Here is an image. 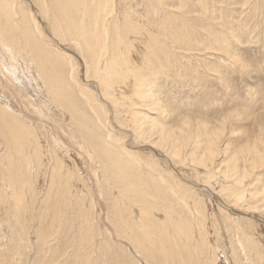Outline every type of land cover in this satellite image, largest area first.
I'll return each instance as SVG.
<instances>
[{"label": "rangeland", "instance_id": "rangeland-1", "mask_svg": "<svg viewBox=\"0 0 264 264\" xmlns=\"http://www.w3.org/2000/svg\"><path fill=\"white\" fill-rule=\"evenodd\" d=\"M30 1L33 0H22L26 6ZM169 1L175 3L176 0ZM233 2L234 0H229L227 1L229 4L225 5L226 2L223 4L222 0H217L216 2L213 0L211 5L209 2L201 4L198 0L190 1L195 8H199L204 13L198 10L196 15L192 14L198 20L197 26L199 27L196 28L197 26L195 25L193 29L196 33H200L196 40L201 41L203 37H207L210 34L208 31L212 34H220L221 37L224 34L227 40L219 44V49H226L225 54L221 50L214 49L218 45H215L217 42L212 38V34L207 37V40H203L204 43L195 41L192 46L194 48L191 50L175 48L176 46L169 38L165 39L168 50L174 51L173 55L176 54L171 64L174 62L177 64L164 67V78L161 77L159 79L157 92V96H159L162 103V112L152 110L149 116L154 119L153 122L161 123L164 129L171 131L173 138L170 148H164L161 151L149 147V145L140 146L136 144L130 128L115 126L112 108L110 105L107 106V119L112 125L109 128L111 133H120L124 136L123 144L127 147V151L140 155L139 161L136 158V162L129 161V165L136 169L134 172L145 174L146 176L150 175L149 170L144 167V163L147 162L154 165L157 169L154 173L155 179L160 183H163L164 180L166 181V183L164 182L165 187L164 185L163 187L164 192L170 198L169 202L172 200L176 202L175 193H173L175 192L174 189H176L178 192H182L183 196L187 197V200H192L193 198L192 201L194 203L192 201L187 202L193 207L195 215H198V211L203 207L206 216V233L203 237L198 234V243L194 241L193 244V241L190 240L192 242L189 241L190 245L188 247L191 250L184 246L182 255L178 249L176 250L175 247L170 246L174 242V239H172L173 235L170 233V237L167 233V228L164 227L167 223L164 226L160 225V222L164 221V199L153 202L151 205L148 204L149 207L146 210L148 212L150 208V212L147 213V221L150 218L149 225L151 227L146 226L147 232L145 230H138L137 232V226L143 225L142 221L140 222V207L143 208L146 204L141 199L134 198L133 195L137 197L136 192L128 190L123 185V182L115 187H110L107 186L105 179H99L103 175L100 171L101 164L98 160L96 162L92 160L82 136H80L79 129H76L71 124L67 115L63 117L62 113L57 111L56 108L49 109L47 97L37 93L40 92L38 88L28 86L26 89L25 87L20 88L14 85L9 78V74L6 73L5 75L6 71H3L0 65V83L2 84H0V95L6 96V98L9 95L8 99L17 103L21 111L26 110V112H23L27 116L31 115L32 120H37L34 125L42 122L46 124H44L43 130H38L39 140L44 141L45 136L54 138L55 133L63 141L69 142L68 147H70L69 153L71 155L69 154L68 156L65 153H61V155L65 158L66 165H70L72 170L74 169L73 186H70L73 193L66 200L63 198L61 200V197L56 198L55 196L56 184L50 181L51 175L54 173L52 167L55 160L47 161L46 156L43 157L41 164L46 163L47 165L41 167L37 179L34 178L35 196L32 199V203H30L27 211H22L21 215L19 214L15 218L10 207L9 194H5L2 190L0 179V202L2 207L4 206L6 209L5 217H2L0 212V264H132L130 259L136 261L135 264H188L189 262V264H264V208L262 207V202L259 201L254 205L257 207L256 209L241 207L239 203L231 205L226 200L224 193L219 192V189L222 188L220 185L223 177L221 179L220 176L216 175L217 171L222 170L227 176V171H232L233 169L230 165L235 162L238 165L236 172L240 177L239 181L246 186L250 184L249 189L255 187L259 189V193L264 191V161L260 166L261 160L253 164V160L246 158L248 162L246 164L242 160L243 153H241L245 146H253L257 143L260 145L264 155V146L262 145L264 144V0H249L247 2L235 0V4ZM34 3L31 8L39 22H41V28L44 33L51 40L53 47L65 50L75 56L80 66L79 68H81L78 74L80 79L78 80L81 83H85V69L84 66L81 67L83 61L78 50L72 44L62 43L61 46L58 45V40L50 28V22L43 18L38 3ZM203 5H205L206 10L203 9ZM185 18L187 19L188 16L186 15ZM190 23H192L191 19ZM209 68L213 71L209 70ZM158 72L160 73L159 70ZM87 86L98 95L95 84H87ZM76 94L81 98L79 92H76ZM40 101L41 103H39ZM42 103H44V106ZM35 110H39L41 113ZM213 131L216 132V135L213 141L209 143V137ZM182 133L187 136V144L183 150L186 154L195 158L196 161L200 160V156L201 154L203 155L206 146L210 144L213 148L212 150L216 153V156L210 172L204 173L200 167H198L199 170L193 168L192 162L181 165L177 160L175 161L172 153L166 152L167 149L171 151V147H175L178 144ZM84 140L86 141V139ZM79 142L82 148L80 144H77ZM5 143L6 141L0 135L1 157L7 151V144ZM74 152L79 153L75 154ZM233 155L238 157L231 161ZM70 156L74 158L76 156L77 161H80L77 162L79 163L78 167H73L74 160L73 158L70 159ZM122 156L124 157V155ZM125 157L126 161L129 157ZM1 159L0 171L4 168ZM140 165L142 167L137 168ZM255 165L259 166L254 168ZM159 174L163 178L160 179ZM255 176H258L261 182L252 185L255 181L252 182L251 180L255 179ZM223 181L225 182L226 180L223 179ZM119 186L120 188H118ZM150 187L147 188L148 192L152 191ZM111 188L112 190H110ZM118 189L126 191V196L118 195ZM47 190H50L51 193L46 198ZM160 195L164 197V194ZM120 196H122L125 203L120 201ZM154 198H156V195ZM43 200L48 206L46 207L47 210L42 209L45 207H42ZM173 201L171 202V207L177 205ZM113 202L116 203L113 205ZM81 203L84 204L82 207L86 213L83 208H80ZM142 203H144L143 206H141ZM77 209H82V211ZM155 211H157V214ZM134 214L136 215L134 216ZM59 215H61L60 218ZM156 215L158 220L155 218ZM187 219L190 220V217L187 216ZM59 223L62 225L60 224L59 226ZM155 224L161 228L155 226ZM172 224L175 225L176 229L179 226L181 227L180 224L176 225V223L172 222L169 227L173 226ZM249 224L252 228L249 227ZM239 225L242 228H239ZM38 226L43 227L40 230L41 234L49 233V236L54 230L56 233L54 232L52 237H47L44 243H40L37 239V231L35 232ZM46 228H48V232ZM243 228L245 232H248L245 237L240 235V231ZM10 229L13 230L11 231ZM15 229L18 231H15ZM149 229L154 230L153 234ZM239 229L241 230L239 231ZM80 232L82 238H80ZM83 233H87L85 237H83ZM160 236L162 240H159ZM168 236L170 237V243L168 242ZM145 238L149 240L150 246H146L148 240ZM183 238L180 240V242L183 241L182 244L180 242L179 244L187 245L188 239ZM245 239H248L247 241L249 242L254 240L250 243L252 247L247 244ZM85 241L86 243H84ZM132 241L138 246L140 243H144L142 244L143 249L144 245L150 248L148 250L146 248V251L144 249L147 253L146 256L142 255V253L138 254ZM245 243L248 247H246ZM196 244L199 246V251L194 247ZM151 245L152 248L157 247V249H151ZM173 245L175 246V243ZM159 249L161 254L158 253ZM161 250L165 251L162 252ZM257 251L262 254L260 258L256 255ZM184 257L187 258L184 259Z\"/></svg>", "mask_w": 264, "mask_h": 264}, {"label": "bare ground", "instance_id": "bare-ground-1", "mask_svg": "<svg viewBox=\"0 0 264 264\" xmlns=\"http://www.w3.org/2000/svg\"><path fill=\"white\" fill-rule=\"evenodd\" d=\"M190 1L191 0H176L175 3H171L169 0H35V3H38L41 8L43 18L50 22V28L52 29L53 35L58 40V45L61 46L62 43L67 45L72 44L73 47L78 50L83 61L81 67L84 66L85 69V83H81L78 80L80 79L78 74L81 68H79L80 66L75 56L69 54V52L65 50H59L53 47L51 40L41 28V22H39L31 8L34 0L30 1L27 6L22 0H0V65L3 71H6L5 75L8 73L13 84L20 88L25 87L27 89L28 86L38 88L40 92H36L47 97L49 109L56 108L57 111L62 113L63 117L67 115L71 124L74 125L76 129H79L80 136H82V140L92 160L94 162L98 160L101 164L100 171L103 175L99 179H105L107 186L110 187H115L123 182V185L127 187L128 190L136 192L137 197L133 195L134 198L141 199V201L146 204L144 207V203H142L141 206H143V208L140 207V222L142 221L141 223L143 225L140 224L137 226V232L138 230L146 231V226H150V218L147 221V213L150 212V208L148 212L146 208L153 204V202L155 203L158 200L164 199V221L158 224L164 226L165 223H167L166 226L168 227H164L167 228V233L169 235L170 233L173 235L172 239H174V242H172L175 243V246L173 243L170 246L175 247L176 250L178 249L180 254L184 246L190 249L188 247L190 245V240L193 241H190L193 244L194 241L198 243V234L203 237L206 233V216L203 207L198 211V215H195L193 207L188 204L193 198L192 200H187V197L183 196L182 192H178L176 189H174L175 192H173L175 193L174 197L176 202L172 201L175 204L177 203V205L171 207L172 201L169 202L170 198H168L167 194L164 192V182L166 183V181L164 180L163 183H160L155 179L154 173L157 169L154 165L147 162L144 163V167L149 170L150 175L146 176L144 174V176L143 174L134 172L136 169L129 165V161L136 162V159L139 161L140 155L129 150L127 151V147L123 144L124 136L120 133H111L109 128L112 125L107 119V106L110 105L112 108L115 126L130 128L133 132V139L136 141V144L140 146L149 145V147L161 151L164 150V148H170L173 138L171 131L164 129L161 123L153 122L154 119L149 116L152 110L162 112V103L160 102L159 96H157V92L159 79L161 77L164 78V67L175 66V64H177L175 62L171 64L176 54L173 55L174 51L168 50L165 39L169 38L176 46L175 48L191 50L194 48L192 46L195 41L204 43L203 40H207V37L212 34L208 31L210 34H208L207 37H203L201 41L196 40L200 33H196L193 29V26H197L198 24V20L194 16L198 10L200 12L202 11L199 8H195ZM212 1L213 0H198L201 4L207 2L211 4ZM214 1L216 2L217 0ZM227 1L229 0H222V3L224 4V2H226L225 5H228L229 3H227ZM244 1L247 2L249 0ZM233 4H235V0ZM203 9L206 10L205 5H203ZM186 15L188 16L187 19L185 18ZM190 19L192 23H190ZM196 28L199 27L197 26ZM212 38L217 42L215 45H218V47H214V49L221 50L225 54L227 50L223 48L219 49V44L227 40V37L224 34H222V37L220 34H212ZM209 70L212 69L209 68ZM87 84H95L98 95L91 91V88H89ZM76 92H79L81 98L77 96ZM8 97L6 98V96L0 95V135L6 141L5 144H7V146L5 145L7 147L6 154L2 157L0 156V158H2V166L4 167L0 171V179L2 190L5 194H9V199L11 201L10 207L13 211V217L15 218L17 215H21L22 211H27L30 203H32V199L35 196V186L33 187L34 180L37 179L41 167L47 165L46 163L41 164V159L43 157L46 156L47 161L55 160L52 167L54 173L51 175L50 181L56 184L55 196L56 198L61 197V200H66V198H69L73 193L70 186H73L72 177L74 175V169L72 170V166L66 165V161H64L65 158L61 155V153H65L69 156V142L63 141L61 137L55 133L54 138L45 136L44 141L39 140L38 130H43L46 124L41 121L42 123L34 125L37 120H32L30 117L31 115L27 116L25 114L26 110H23L25 112L21 111L17 103L8 99ZM34 98L36 97L34 96ZM44 99L46 100V98ZM39 103H41V101ZM43 104L44 103H42V105ZM35 111L40 112L39 110ZM215 135L216 132L213 131L209 137V143L213 141ZM186 137L187 136L182 133L178 140V144L175 147H171V151L167 149L166 152L172 153V157L181 165L192 162L191 165L193 168L199 170L198 167H200L204 173L210 172L216 156V153L212 150L213 148L210 144L206 146L203 155L201 154L200 156V160L196 161L195 158H192L183 150L187 144ZM84 139H86V141ZM77 144H80V142ZM262 145L264 146V144ZM80 147L82 148L81 144ZM74 148L76 147L74 146ZM47 153L49 154L47 155ZM241 153H243V159H241L245 161L246 164L248 163L246 158L253 160V164L261 160L259 163L260 166L264 161L262 149L257 143L253 146H245ZM122 155L129 158L125 161ZM236 157L238 156L236 155ZM236 157L233 155L231 161L235 160ZM71 158L74 160L73 167H78L77 165H79V163L77 162L80 161H77L76 156L75 158L70 156V159ZM259 165H255L254 168H257ZM139 167H142V165L137 166V168ZM230 167L233 169L232 171H227V176L222 170L216 172V175L226 180L224 182L222 179L220 185L222 188L218 191L224 193L226 200H228V203L231 205L239 203L241 207L256 209L257 207L254 205L261 201L262 207L264 208V191L259 193V189L255 187L249 189L250 184L246 186L239 181L240 177L236 172L238 167L237 163L232 162ZM62 176L64 177L63 179ZM159 177L160 179L163 178L161 174H159ZM251 181H255L252 185L261 182L258 176H255V179ZM148 186H151L150 188L152 191L148 192ZM118 188H120V186ZM110 190H112V188ZM50 193L51 191L47 190L46 198ZM117 193L118 195L121 194L126 196V191H122V189H118ZM160 194H164V197ZM155 195L156 198H154ZM120 201L125 203L122 196H120ZM42 203V207L45 206L42 209L47 210L46 207L48 206L46 202L43 200ZM114 203L116 202H113V205ZM83 205L84 204L81 203V207H79L83 208ZM0 209L1 216L5 217L6 209L4 206L2 207L1 202ZM123 209L125 208L123 207ZM83 210L85 211L84 208ZM78 211H82V209ZM155 213L157 214V211H155ZM135 215L136 214H134V216ZM187 216L190 217V220H188L189 218L187 219ZM60 217L61 215H59V218ZM59 218L58 220H60ZM155 218L158 220L157 215ZM82 220L84 219L82 218ZM171 222L176 223V225L180 224L181 227L177 226L178 228L176 229L173 224V226L169 227ZM61 223H59V226ZM155 226L160 227L156 224ZM249 227H251L250 224ZM41 228L43 227L38 226L35 230V232L37 231V239L40 243H44L47 237H52L54 232L56 233L54 230L49 236V233L45 234L43 232L44 234H41ZM239 228H242V226ZM16 230L17 229H15V231ZM46 230L48 232V228H46ZM240 230L241 229H239V231ZM151 231L153 234L154 230ZM191 231L194 233V236ZM240 233V235L244 237L248 234V232H245L244 228ZM85 234L83 233V237H85ZM160 235L162 236V234ZM161 236L160 239L158 238L159 240H162ZM170 237L168 236L169 243ZM80 238H82L81 232ZM182 238L188 239L187 245H181L183 241L180 242V240H182ZM247 240L248 239H245L248 245L254 241L249 242ZM134 241H132V244L135 245L134 249L137 250L138 254L142 253V255L146 256V246H150L149 240L147 245H144L145 251L142 246L144 243H140L138 246ZM179 242L181 244H179ZM84 243H86V241ZM247 244L245 243L246 247H248ZM194 247L199 251L198 244L194 245ZM153 248L157 249V247ZM153 248L151 245V249ZM148 249L150 248H147V250ZM165 250L161 251L163 252ZM159 251L160 249L158 253L161 254ZM181 255H179V257L182 258ZM256 255L260 258L262 254L257 251ZM170 258L172 259V257ZM185 258L187 257H184V259ZM162 260L164 261V259ZM130 261L132 264L136 263L133 259H130Z\"/></svg>", "mask_w": 264, "mask_h": 264}, {"label": "clouds", "instance_id": "clouds-1", "mask_svg": "<svg viewBox=\"0 0 264 264\" xmlns=\"http://www.w3.org/2000/svg\"><path fill=\"white\" fill-rule=\"evenodd\" d=\"M236 111H238V110H236Z\"/></svg>", "mask_w": 264, "mask_h": 264}]
</instances>
